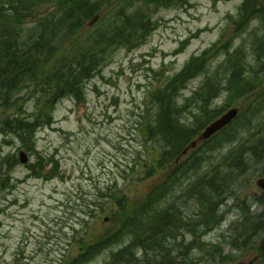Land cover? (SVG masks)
I'll use <instances>...</instances> for the list:
<instances>
[{"label":"rangeland","instance_id":"374dc122","mask_svg":"<svg viewBox=\"0 0 264 264\" xmlns=\"http://www.w3.org/2000/svg\"><path fill=\"white\" fill-rule=\"evenodd\" d=\"M132 1L121 3L123 8L130 4V9L126 10L127 16L131 15V11L144 16L141 21L144 29L136 37L139 39L131 40H135V45H117L118 48L112 46L106 54L107 63L102 74L96 75L86 85L85 104L77 102L71 96L60 99L53 110L54 123L44 126L36 134L34 146L39 153L31 152L30 161L37 166L39 162H46L50 169L57 167L60 171H53V175L46 177L19 161L13 171L9 172L14 186L0 192V264H51L64 255L76 257L78 243H72L70 237L76 233L78 235V230L82 228L87 231L88 239H96L102 235L98 244L108 241L113 235L104 232L112 228L115 222L113 213L117 211L123 217L129 213L130 208H134L136 204L141 205L148 194L153 193V187L162 184L167 173L175 168L177 162L173 161L181 154L175 153L176 157L169 162L161 159L164 154L157 155L153 144H147L146 149L144 148L140 130L143 120L141 113H150L151 117L158 116L165 103L160 99L158 104H154V96L148 98L147 93L153 87L160 88L166 82L169 84L171 76L192 55L201 53L222 39L214 49L215 55L207 60V70L191 80L185 88L179 87V94L175 99L184 104L188 100L187 96L194 98L200 91L198 85L203 77L209 76L208 70L221 66V62L226 59L227 55L220 46L231 39V50L243 44L250 45L251 41L254 44L257 40L255 33L262 30L257 29L259 21L253 20L246 29L235 33L229 15H238L242 0H166L160 5L146 7L139 0ZM112 3L114 4L113 1ZM101 16L102 14L96 22L91 18L85 24L83 33L94 38L95 31L102 27L99 24L102 18L115 19L112 13L106 16L103 13ZM34 24L32 21L24 24L23 33L26 35L25 31ZM123 30L124 33H129L127 29ZM199 30L202 31L197 36H192ZM189 36L192 37L186 47H179L182 40ZM140 40L142 43L136 45ZM177 47L182 52L175 55L173 52ZM247 56L246 59L251 61L252 52L248 51ZM233 61L231 59L225 63L226 70L227 65ZM159 71L164 75L159 74ZM256 73L258 72L245 73L242 68L232 69V85L243 90L238 88L235 93L234 90L231 91L228 78L225 77L221 84L228 89L225 87L226 90L212 104L218 106V110L207 109L205 103H200L203 114L194 123L198 128H191L190 137L195 138L211 118L231 107H238L243 111L245 123L239 130L234 128V131H239L240 139H248L255 133L259 137L264 127V116L259 115L264 110L256 107L258 101H254L259 95L257 92L262 91L264 95V81L261 85L252 87V83L263 79ZM26 95L28 93L25 92L21 96ZM205 95L212 96L213 92L206 91ZM230 97H234V102L228 104ZM35 101V97L31 100L24 98V104L30 110L36 108ZM176 101L173 102L174 109ZM184 113L191 116L187 110ZM3 138L0 132V142ZM10 140V143L0 146V159L8 155H19L21 143L15 137H10ZM232 147L233 144L227 143L221 148H212V151L224 156L221 150L227 149L229 153ZM138 152L147 159V162L143 161L147 164L144 167L134 159ZM39 154L45 160H41ZM50 157L55 158L49 159ZM183 157L187 158L189 155ZM7 169L5 162L0 169L3 177ZM194 174L188 172V177L192 179ZM260 176L262 175L253 178L250 191H260L257 185ZM113 184L122 188L130 199V207L125 213L117 208L112 213L113 202L107 197V192ZM106 187L108 189L105 190ZM244 195L243 192L242 196ZM248 202L255 211H261L255 198H250ZM148 212L138 213L135 219L143 222L150 216V211ZM237 212L233 208L231 213L225 215L229 221L232 220L230 225L224 220L213 225L215 218L211 216L206 222L203 217L202 220L194 217L185 221L181 216L171 217L172 214L168 212L164 216L158 205L155 211L158 217H166L168 220L165 223L183 228V232L170 240L137 239L135 246L127 247L129 250H120L118 264H157V257L161 258L159 264H247L260 253L258 247L261 240L258 239L262 236L254 240L244 233L236 242V235L240 233L235 226L238 220L234 214ZM163 224L158 218V228L155 230ZM231 226L232 230L227 232ZM225 234H231L234 240L226 242L228 236ZM128 235L120 237V241ZM202 239L207 243H201ZM113 249L118 248L114 246L110 248V252ZM108 251L109 249L97 245L93 251L95 255L83 264H104L110 255ZM174 257L176 260L180 257L181 261L174 263ZM126 258L129 260L124 261Z\"/></svg>","mask_w":264,"mask_h":264},{"label":"trees","instance_id":"16d2710c","mask_svg":"<svg viewBox=\"0 0 264 264\" xmlns=\"http://www.w3.org/2000/svg\"><path fill=\"white\" fill-rule=\"evenodd\" d=\"M122 1L131 2V0H0V132L4 136L1 145L10 143V137H15L21 143L19 149L25 148L28 152L39 153L34 146L35 134L40 128L54 123L53 110L58 101L71 96L77 102H85L86 85L96 75L102 74L103 66L107 63L105 59L108 50L112 46L118 48L117 45L122 47L135 45V40L139 39L136 38L137 35L144 29L141 24L144 16L136 11H131V15L127 16L126 10L130 9V4L123 8ZM134 1L136 0L132 2ZM139 1L146 7L152 4L160 5L166 0ZM258 2L259 0H244L237 19L233 20L235 33L246 29L252 20H260L262 30L255 33L257 40L254 44L252 43L256 63L251 64L247 61L248 48L244 44L245 48L240 47L234 51H231L232 41L220 46L228 57L226 56L227 60L224 59L221 66L216 69L226 71L224 75L228 78L230 89L234 90V93L235 89L240 87L232 85L230 80L232 69L242 68L245 73L262 71L256 74L263 79L252 83V87L261 85L264 81V8L259 7ZM109 7L110 9H107ZM98 13L102 16L103 13L104 16L112 13L115 19L102 18L99 22L102 27L96 30L94 38H91L83 33L85 24ZM30 21L35 24L25 31L27 33L25 35L23 33L25 28L22 26ZM123 29H127L129 33H124ZM132 39L135 40L131 42ZM187 41L181 43V48H184ZM220 42L213 44L199 55L193 56L180 72L171 77L169 84L166 82L159 86L160 88L153 87L148 93L150 97L154 96V104H158L160 99L165 101L158 116L151 113L154 116L151 117L150 113L147 114L148 116H144L141 121L140 127L144 144H153L157 153L164 154L161 155L162 160L170 162L176 157L175 153L181 152L190 142L192 125L182 121L180 114L177 113L178 107L174 109L173 102L176 101L179 87L186 86L192 78L200 76L207 70L209 62L207 60L215 55L214 49ZM140 43L142 40L136 45ZM174 52H180L179 48ZM231 59L234 61L227 65L228 70H226L224 65ZM159 74L164 75L161 71ZM208 75L204 77L202 84L205 83L206 86L211 83L214 86V79L219 78V73L214 79L209 73ZM25 92L28 95L21 96ZM34 97L36 108L27 109L24 98L31 100ZM196 120L199 121V117ZM162 150L165 151L161 152ZM12 157L8 155L0 159V169L5 162L8 166L4 177L0 172V192L13 185L9 172L13 171L14 166L19 163V157L17 154H13ZM204 157L203 154L195 152L192 164H199ZM39 158L45 160V157L40 154ZM52 158L55 157L49 159ZM134 159L141 163L142 157L138 155ZM38 164L39 166L31 163L29 167L46 177L53 175V171H60L57 167L50 169L46 162ZM113 187L110 192H107V197L111 198L113 205L116 203L119 205L121 213L127 212L126 195L122 191L120 194ZM155 194L154 189V193L148 195L141 205L136 204L134 208H130L129 212L149 213L148 211L157 200ZM117 221H120L117 227L104 232L113 236L99 244L100 235L96 239H88L87 231L82 228V231H78L82 245L78 256H63L57 264H83L95 255L93 251L97 245L106 248L109 242L120 239L127 233L126 218L120 216ZM75 235H73L74 239ZM155 238L152 235L148 237L150 240ZM138 239H144V236L138 235ZM146 253H148L147 249ZM118 256L120 253H113L114 258L111 259L110 264H116ZM156 261L159 264L161 258L157 257Z\"/></svg>","mask_w":264,"mask_h":264},{"label":"flooded vegetation","instance_id":"af4514ba","mask_svg":"<svg viewBox=\"0 0 264 264\" xmlns=\"http://www.w3.org/2000/svg\"><path fill=\"white\" fill-rule=\"evenodd\" d=\"M238 216H240V219L238 220V222H239V225H241V228L237 229L240 231V233L236 235L237 236L236 242L240 240L241 237H243L244 233L252 237L254 236L260 237L264 235V212L263 211L254 212V213H243V214H238ZM249 226L251 227L250 231L248 230ZM229 230H227V232H229ZM228 239L226 240L228 241ZM258 240L262 241V238ZM261 241L258 247V251L260 253L254 257V260L252 259L249 260L247 264H264V251L261 246ZM240 264H244V262H241Z\"/></svg>","mask_w":264,"mask_h":264},{"label":"water","instance_id":"95a60500","mask_svg":"<svg viewBox=\"0 0 264 264\" xmlns=\"http://www.w3.org/2000/svg\"><path fill=\"white\" fill-rule=\"evenodd\" d=\"M261 5L264 6V0L261 1ZM236 114H237L236 109H232V110L228 111L219 120H217L215 123H213L211 126L208 127L207 131L204 133V136L209 137L214 132L221 129L223 126H225L227 123H229L236 116ZM21 160L23 162L28 161V157L23 151L21 152Z\"/></svg>","mask_w":264,"mask_h":264}]
</instances>
